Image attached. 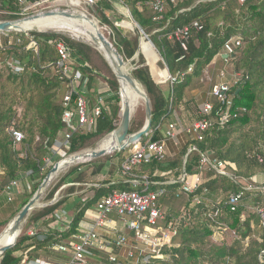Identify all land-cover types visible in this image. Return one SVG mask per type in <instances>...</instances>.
Listing matches in <instances>:
<instances>
[{"label": "trees", "instance_id": "1", "mask_svg": "<svg viewBox=\"0 0 264 264\" xmlns=\"http://www.w3.org/2000/svg\"><path fill=\"white\" fill-rule=\"evenodd\" d=\"M26 1L34 3L36 0ZM120 1L138 26L133 31L117 25L118 21L126 18L111 0H96L91 13L100 26L112 30L110 41L124 60H132L136 64L131 74L149 96L152 126L149 134L142 137V145L164 139L173 110L183 101L192 80L203 75L231 39H241L240 45L227 59L233 65V73L239 76L238 84L233 87L234 110H238V116L225 128L208 131L202 141L191 136L189 143L174 158L142 164L132 171L136 180L149 182V191H165L159 199L163 208L179 197L187 198L186 208L181 212L175 214L172 208L168 210L173 217H178L183 210L190 214V219L182 221L172 248L162 251V259H153L147 264H261L259 255L264 250V231L258 209L264 208V195L260 191L245 192L237 206L230 205L229 200L232 195L244 192L243 182L257 186L258 176L264 174V162L259 161V157L264 158V0H180L168 4L157 21L153 20L154 13L149 4L153 0ZM85 5V0L70 2V6L80 9ZM22 8L18 0H0V22L22 18ZM193 22H199L203 28L201 31L191 30L188 51L184 52L180 43L170 41L168 36ZM141 30L165 61L170 75L177 79L167 89L153 77H165L166 74L155 67L158 57L149 43L142 42L143 54L140 51L138 61L135 59L140 49ZM60 41L70 47L80 63L90 65L91 69L85 72L90 78V91L97 78L111 89L95 130L75 134L71 149L65 152L64 157L95 147L121 122L119 82L97 50L54 33L0 34V175L3 178L0 192L16 180L26 179L34 184L33 193L15 215L33 197L48 174H40V165L51 155L55 140L65 129L61 101L66 88L55 66L58 60L56 45ZM33 42L36 47L31 46ZM182 56L184 59L180 60ZM144 124L145 113L133 116L129 133L139 132ZM12 128L25 136L20 149L14 144L10 133ZM191 148L194 149L189 151ZM127 152L129 150L118 152L113 158L117 157L122 164ZM202 155L234 164L235 170L228 168L234 179L203 167ZM106 167L100 164L92 176L100 175ZM110 167V171H114V167ZM29 172L32 174L26 177ZM114 172L108 173L106 181L97 183L100 186L89 187L93 182H90L86 171L83 172V166L73 168L52 188L47 201L51 203L65 185L68 186L66 196L31 213L24 233L16 245L1 256L0 264H22L24 260L41 258L40 253L61 240L70 239L78 233L79 227H86L87 210L121 188L112 184ZM184 173L187 176L204 174L205 178L199 189L189 196L179 193L182 186L180 177ZM172 180L175 183L171 184ZM86 193L92 196L82 201ZM74 197L78 201L71 205ZM196 199L200 201L198 204L194 203ZM70 207H73V221L71 228H66L56 221L55 214L69 211ZM170 220L168 216L166 222ZM36 224L48 230L46 239L27 234ZM216 231H223L222 238L214 239ZM228 237L233 238L229 243L226 241ZM126 264L132 263L126 261Z\"/></svg>", "mask_w": 264, "mask_h": 264}, {"label": "built area", "instance_id": "2", "mask_svg": "<svg viewBox=\"0 0 264 264\" xmlns=\"http://www.w3.org/2000/svg\"><path fill=\"white\" fill-rule=\"evenodd\" d=\"M64 0H36L28 3L26 0H18L23 7V14L28 13L33 7H39L51 3H59ZM92 2L93 0H85ZM176 3V0H153L150 7L154 13V21L160 19L168 4ZM199 22H193L190 26H185L174 31L168 36L170 41L179 42L183 51H188L191 30H202ZM241 43L240 38L231 39L223 48L220 55L231 56L234 49ZM33 47L36 44L33 42ZM58 60L55 64L60 80L64 83L66 91L62 97L64 112L62 123L64 131L59 134L51 149V155L46 157L40 165V174H46L52 166L56 157L65 159V152L70 151L72 138L78 133H92L98 119L105 109V100L111 93L108 84L100 79L95 81L94 98L91 99L89 93L90 78L85 73L91 69L87 63H80L74 58L72 50L63 41L56 45ZM184 59V56L180 60ZM163 60V58H162ZM164 64L165 61L163 60ZM166 65V64H165ZM167 78L156 80L158 84H174L177 79L172 77L166 65ZM224 77V75H223ZM239 82V76L234 74L230 82L215 84L209 93V100L203 105L200 117L186 128V133L197 141L204 140L205 134L214 128H225L234 118L238 116V110H234L233 87ZM245 111V110H243ZM177 125L169 124L164 135V139L159 142H149L145 145L138 144L133 148L126 160L121 164L120 173L131 178L132 189L123 191H113L108 196L103 197L94 208L86 212V227H79L78 233L68 240H61L54 247L62 252H72L73 259L67 264H147L153 259H162L164 249L172 248L174 239L182 221L190 219V214L184 211L173 217L159 204V199L164 195V190L149 191V182L146 179L141 181V187L136 182V177L132 171L134 168L148 164L152 161H163L167 158L166 144L173 139L177 132ZM13 141L17 149H20L25 136L10 129ZM194 148H191V151ZM24 155H22L23 157ZM261 163L263 157H259ZM201 164L203 167L212 170L215 174L234 179V175L228 168L236 169L230 162L212 159L210 155H202ZM32 173L26 174V177ZM138 180V179H137ZM22 180L11 182L4 190L8 201H13V192L20 187ZM180 194L189 196L194 194L205 182L204 174H194L182 177ZM171 184L175 181H171ZM257 183V182H256ZM96 187H98L96 185ZM249 191H260L264 195V185H245L244 192L232 195L229 204L237 206L240 204L244 193ZM90 197L88 196L85 201ZM59 199L56 198L55 203ZM195 204L200 201L196 199ZM233 210H235L233 208ZM261 221V228L264 231V208L258 209ZM171 217L169 222L166 219ZM55 219L61 226L71 228L72 215L67 210H62L55 214ZM222 227V226H220ZM224 227V226H223ZM227 227H225L224 231ZM223 232V231H222ZM222 232L216 231L214 239L222 238ZM48 230L39 227V224L32 226L27 234L38 236L41 240L46 239ZM235 234V233H234ZM117 250V252H115ZM121 250L126 251L125 260L120 256ZM260 263L264 264V250L259 255ZM22 264H52L47 260L38 258L35 260H24Z\"/></svg>", "mask_w": 264, "mask_h": 264}, {"label": "rangeland", "instance_id": "3", "mask_svg": "<svg viewBox=\"0 0 264 264\" xmlns=\"http://www.w3.org/2000/svg\"><path fill=\"white\" fill-rule=\"evenodd\" d=\"M95 1L93 0L92 2H87V5L83 6V8L81 9V11H85L87 13H89L90 15H93L91 12L95 6ZM113 2V4L115 5V7L117 8L118 12L125 16L126 19H124L123 21H118L117 25L122 26L123 28H126L127 30L133 31L137 25L134 22V20L132 19L129 11L127 8H124L121 4L120 0H111ZM180 0H176V3L179 2ZM70 2L71 0H64L63 2H59V3H51V4H47V5H43V6H39V7H33L32 9H30L28 11V13L24 14V16L22 18H26L32 15H36L42 12H47V11H58V10H64V11H70ZM76 8V7H75ZM80 10V8H78ZM94 16V15H93ZM20 18V19H22ZM111 19H113V16H111ZM102 28V31L104 32L105 36L110 40L113 37V32L109 27L106 26H100ZM105 28V29H104ZM24 32H30V31H24ZM32 32H39L37 30H32ZM40 33V32H39ZM48 33H54V34H59L62 35L64 37H67L69 39H71L72 41L75 42H79L75 39H73L72 37H70L67 34H63V33H58V32H48ZM141 38V44L142 42H146L148 43V40L145 39V36L142 35ZM82 43V42H80ZM154 51L156 52L157 56H158V62L156 63L155 67L159 68L162 71H167L166 70V65L164 64L161 55L159 54V52L156 50V48H153ZM141 53H142V45H141V49H140ZM143 54V53H142ZM219 56V55H218ZM136 61H138V56L135 57ZM146 63L149 64L147 58L145 57ZM221 62L220 64L215 68L214 73L218 74V79H216V75L214 76L215 82L219 80H223V75L224 74L226 81L231 83L232 80V75H233V65L231 63V61H224L222 59H220ZM127 64V71L132 73L135 69H136V64L133 63L132 60L129 61H125ZM151 67V66H150ZM151 72H152V67H151ZM205 76V75H204ZM222 77V78H221ZM156 79V78H155ZM206 79L205 77H200L198 79H193L191 86H193V89H197L200 88L203 90H205L208 81H204ZM158 80V79H156ZM164 81V80H163ZM163 87H165V89H167V87L170 85L169 83H163L161 84ZM144 105H142L140 107V109L134 113V117H136L137 115H139L140 113H145L144 110ZM188 110L190 111V113L186 116L185 121L187 122V124L192 123L193 121L199 119V117L196 119L197 117V112H198V108L196 106V104L194 102L190 103V106L187 107ZM170 123V122H169ZM106 137H104L102 140H104ZM100 140L99 142L96 143L95 147L87 149V150H94L98 147L99 143L102 141ZM84 150V151H87ZM83 152V151H82ZM127 153H131L130 149L129 152ZM116 153H112V154H108L100 159L97 160H93V161H88V162H84V163H80L78 165H74L68 169H66L65 171H62L61 173H59V175L57 174L55 176V178L52 180L50 186L48 187V189L46 190L43 199L41 201V205L45 206L48 205L50 202L47 201V196L49 194V192L52 190V188L54 186H56L60 180L62 178H64L73 168H75L76 166H83V172L86 171V173L89 176V180L90 182H93L91 184H94V182L97 183H102L104 181H106L109 176V174H112V172H114L115 170H117L118 166H120V164H118L117 166H113L114 167V171H110L111 169V165L106 161L108 158H113V156ZM71 156V155H69ZM68 157V156H67ZM62 158L56 157V159L54 160V164L53 166H55L58 162L62 161ZM112 161V160H111ZM100 164H105L108 167V171H104L102 172L100 175L98 176H92L93 171L100 165ZM53 166L51 168H53ZM51 168L46 171V174L51 170ZM3 178L0 175V184L2 182ZM244 186H251L252 184H248V182H243ZM257 184L260 185H264V174H260L257 178ZM67 185H65L64 187H62L58 193L56 194V198L60 199L64 196H66V191H67ZM1 188V187H0ZM127 187H125L124 189H126ZM34 190V184L32 182H30L29 180L27 181L26 179L23 180L22 184L20 185V187L18 189H16L13 192V201L10 202L8 201V198L3 191L0 192V234L5 230V228L8 226V224L15 218V213L16 211L21 207V205L24 203L25 200L28 199V197L33 193ZM123 190V189H121ZM117 191H120V189H118ZM187 202V198L185 196L179 197L175 200H172L171 202L168 203V206H164V209H166L167 211L172 208V213H177V212H181L183 208H186ZM196 203V202H194ZM44 207H40V208H36L35 210H33L32 213L37 212L41 209H43ZM71 214V213H70ZM72 215V214H71ZM27 225V223H26ZM26 225L24 227V230L22 232V234L24 233L25 229H26ZM22 234L20 236H22ZM233 238H237V236L233 235ZM232 237H228V239L226 240L228 243L231 242V240L233 239ZM39 256L44 259L49 261L52 264H67L69 263L72 259H73V253L72 252H62L60 251L57 247H50L48 248L45 252L43 251L42 253L39 254ZM0 262H1V256H0Z\"/></svg>", "mask_w": 264, "mask_h": 264}, {"label": "water", "instance_id": "4", "mask_svg": "<svg viewBox=\"0 0 264 264\" xmlns=\"http://www.w3.org/2000/svg\"><path fill=\"white\" fill-rule=\"evenodd\" d=\"M42 14L44 16H54L58 14L66 18H71L75 20H84L90 23V25L95 30L94 34L92 35V39L94 44L96 45L88 44L83 41H79V42L89 45L95 50H97L106 60V62L109 64L110 68L112 69L113 73L115 74L119 82L120 98H121V122L118 128L107 136V137L109 136L114 137V144L112 145L111 149H100V150L94 149L91 152H89V154H86L89 157V161L100 159L108 154L124 152L129 150L131 147H135L138 144H140L142 137L149 134L152 126V107L149 96L148 94L142 96L145 100L144 127L139 132L130 134L129 131H130L131 120L133 117V112L129 105H125L124 107L122 106V91L124 89L123 82L130 85L131 87L136 88L137 81L134 79L132 74L127 71L126 67L128 63L125 62L124 58L121 56V54L112 44V42L105 36V34L102 32V28L98 25V22L92 15L87 16L83 13H76L68 10L42 12L22 19L0 22V34H9L12 32H24L20 30L19 25L22 22L36 19ZM140 32L142 35L145 36V39L148 40V43L151 45V47L155 48L154 44L149 39V37L145 35L143 30H141ZM40 33H48V32H40ZM141 45L142 44L140 43V49H141ZM99 48H101V50L104 53L100 51ZM140 49L136 56L139 55ZM224 57L228 58L227 55H225ZM84 157L85 154L83 152L73 154L71 156L66 157L62 161L58 162L55 166H53V168H51V170L48 172L45 179L43 180L42 184L38 187L37 191L33 195V197L28 201V203L21 209V211L15 216V218L8 224L5 230L0 234V240L5 236L6 233H9L12 238L11 243L0 248V256H2L5 252L12 249L16 245L17 240L22 234L24 227L33 210H35L36 208L45 207L41 205V201L43 199L46 190L50 186L52 180L58 174L60 164L64 161L65 162L70 161L74 163ZM55 201L56 198L48 205L55 203Z\"/></svg>", "mask_w": 264, "mask_h": 264}, {"label": "bare ground", "instance_id": "5", "mask_svg": "<svg viewBox=\"0 0 264 264\" xmlns=\"http://www.w3.org/2000/svg\"><path fill=\"white\" fill-rule=\"evenodd\" d=\"M69 7H70V11H73L76 13H83L87 16H91V15L81 11V9L79 10L78 8L72 7L70 5H69ZM98 25L100 26L99 22H98ZM19 28L22 31L37 30L39 32H50V31H52V32L63 33V34L69 35L70 37H72L73 39H75L77 41H83V42H86L88 44L96 45V44H94L93 39H92V35L94 34L95 30L90 25V23H88L84 20H75V19H71V18H66V17L60 16L58 14H56L54 16H44L42 14L36 19L22 22L19 25ZM99 49H100V51H102L101 48H99ZM163 72L166 74L165 77H157L155 75H154V77L158 80H165L167 78V72L166 71H163ZM123 87H124V89L122 91V106L124 107L125 105H129L131 107L133 115H134V113L137 111V109L139 110L140 107L145 104V100L142 96L146 95L147 92H146L145 88L139 82H136V88L131 87L130 85H128L124 82H123ZM113 144H114V137L109 136V137L105 138L104 140H102L96 149L97 150L111 149ZM91 151L92 150L83 151V153L85 154V157L78 160L77 162H74V163L70 162V161L62 162L59 166L58 175L62 171H65L66 169H68L74 165L84 163V162H88L89 157L86 154H89V152H91ZM11 242H12V238H11L10 234L6 233L5 236L0 240V248L8 245Z\"/></svg>", "mask_w": 264, "mask_h": 264}, {"label": "crops", "instance_id": "6", "mask_svg": "<svg viewBox=\"0 0 264 264\" xmlns=\"http://www.w3.org/2000/svg\"><path fill=\"white\" fill-rule=\"evenodd\" d=\"M224 56L225 55L217 56L212 61V63L207 67V69L203 72V75L201 77H205L206 76V79L204 81H208L207 86L205 87L206 89L202 91L203 88L202 89L198 88V90H197V89H193V86H190L189 88H187L185 90L183 101L179 104V106H177L176 109L173 110V114H172V117L170 119V124L177 125L178 129H177L175 137L173 139L169 140L167 142V144H166L167 158H169V159L174 158L189 143V141L191 139V136L188 135L185 130H186V128L188 126H190L196 120L193 121L192 123L187 124L185 119H186V116L190 113V111L188 110L187 107L190 106L191 102H194L196 104L197 108H198L196 119L198 117H200V113L202 111L204 103L209 100V93H210L211 88L215 84H217V83L222 81L219 78V80L215 82V80L218 79V74H215L214 71H215V68L220 64V62H221L220 59H222L224 61H228L227 59L229 57L227 58V57H224ZM215 75H216V79H214ZM222 75H224V74L222 73ZM232 76H233L232 77V80H233L234 73H233ZM223 80L225 82H227L225 76L223 77ZM94 89H95V83H94L93 89L89 93V96H90L91 99H93L94 96H95L94 95ZM167 127L168 126H166V129H167ZM128 155H129V153H127L126 157H128ZM108 163L112 164V166H117L119 164V159L117 157H114L112 159V161H110ZM120 167H121V164H120V166H118L117 170H115V172H114V174L112 176V184L113 185H117L118 184V185L121 186V188L123 187V189L125 187H127L125 190L132 189L133 187H132V184L130 183L131 180L127 179V177L123 176L120 173ZM104 171H108V167H106L104 169ZM182 177H183V175L180 177L181 180H182ZM172 181H174V180H172ZM136 182H137V184L140 185L139 186V188H140L141 187V183H140L141 180H136ZM96 185L97 184H95V185L94 184H89V187L96 186ZM97 186H100V185H97ZM81 193H83V192H81ZM88 196L90 197L92 195L86 193V195H84V197L82 198V201L86 200V198ZM77 201H78L77 198L74 197L71 200V205L75 204ZM72 211H73V207H70L68 212L72 214ZM120 256L122 257V259L125 260L126 251L125 250H121Z\"/></svg>", "mask_w": 264, "mask_h": 264}]
</instances>
